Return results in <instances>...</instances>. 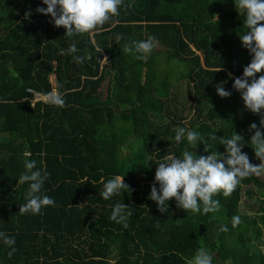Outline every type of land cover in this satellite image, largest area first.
Returning <instances> with one entry per match:
<instances>
[{"label": "trees", "instance_id": "trees-1", "mask_svg": "<svg viewBox=\"0 0 264 264\" xmlns=\"http://www.w3.org/2000/svg\"><path fill=\"white\" fill-rule=\"evenodd\" d=\"M38 7L47 5L0 0V232L14 237L16 248L9 257L11 247L0 240V264H188L201 246L213 264H264V175L244 178L229 197L216 195L220 210L208 214L186 213L175 198L161 213L149 198L164 156L180 157L185 148L226 153L221 137L235 131L250 162L260 163L249 129L261 117L232 92L251 61L239 37L245 16L234 0H124L119 16L98 32L72 37ZM150 35L162 48L146 59L123 52L124 44ZM73 43L82 63L68 52ZM182 78L183 99L172 89ZM219 84L230 97L217 93ZM27 88H56L66 106L33 104ZM117 118L129 131L117 128ZM179 127L199 132L209 152L203 142L195 149L186 139L177 144ZM26 159L50 174L42 193L56 201L38 215L19 212ZM140 162L156 165L143 176ZM115 175H125L131 191L104 200L101 180ZM116 203L132 208L128 228L110 219ZM237 215L242 222L234 228Z\"/></svg>", "mask_w": 264, "mask_h": 264}, {"label": "clouds", "instance_id": "clouds-1", "mask_svg": "<svg viewBox=\"0 0 264 264\" xmlns=\"http://www.w3.org/2000/svg\"><path fill=\"white\" fill-rule=\"evenodd\" d=\"M123 3L124 0H43V4L47 7H38L36 11L45 15L50 14L54 25L63 26L66 29L65 36L72 37L98 32L103 25L119 16V7L123 6ZM234 3L239 13L245 16L243 25L246 32L239 34V37L242 46L249 51L251 61L244 67L243 75L234 79L233 88L241 94L245 109L261 117L259 126L253 122L249 129V131L254 130L250 145L260 163L250 162L248 153L242 151L245 146L242 142L244 137L236 131L227 139L221 137L220 143L226 146V153L211 151L209 155H197L196 152L185 148L180 157L173 154L164 156L162 161L158 162L155 183L149 195V198L157 203L161 213L168 211L167 202L173 198L177 208L186 213L217 212L221 205L220 201L214 198L216 195L222 193L224 197H229L244 178L264 175V23H261L264 22V0H234ZM27 15L30 13H26ZM121 39H123L122 35L117 34V43ZM157 44V38L150 35L147 39L124 44L122 50L138 60H144ZM68 52L73 54L74 61L78 63H82L85 59L83 56L75 55L78 49L74 43L70 45ZM60 54H64L63 49L60 50ZM219 71L221 68L216 72ZM216 90L222 98L230 97L232 94L223 84L217 85ZM44 99L45 102L56 107L66 106L63 93L55 88L47 93ZM185 139L191 149H195L200 142H203L204 151L210 150L207 141L199 132L186 127L177 128L176 143L180 144ZM24 168L25 171L18 178V184L27 183L28 189L24 196L26 203L20 206L19 212L38 215L43 208L54 207L55 199L42 193L44 182L50 174L38 168L37 161L31 159L25 160ZM124 176L115 175L106 182L102 178L103 190L99 195L104 200H109L122 191H131ZM132 215V208L128 204L116 203L112 208L110 219L128 228V220ZM241 222L240 216L232 217L234 228ZM220 231H228L227 226L222 225ZM0 240L10 247L15 244V238L4 232H0ZM15 251L16 248L11 247V251L8 252L9 257ZM188 264H213V254L201 246Z\"/></svg>", "mask_w": 264, "mask_h": 264}, {"label": "rangeland", "instance_id": "rangeland-1", "mask_svg": "<svg viewBox=\"0 0 264 264\" xmlns=\"http://www.w3.org/2000/svg\"><path fill=\"white\" fill-rule=\"evenodd\" d=\"M162 46L160 44H157L156 46V49H161ZM105 60V58H104ZM104 60L102 61V63L104 62ZM52 80L54 79L53 75H52ZM188 82H187V78H182L180 79L179 81L176 82V84L172 87V89L174 91H177L178 94L180 95V98L183 99V96H184V90L187 86ZM232 92H236V90L233 88V85H232ZM186 113L189 112V110L187 109L185 111ZM191 114V113H190ZM116 126L117 128L120 130V131H129L130 127L128 125V123H126L125 121L117 118L116 120ZM156 164L154 163H150V164H145V162H140V166H141V169H140V172L143 176H146L147 172L146 170H151L153 168V166H155Z\"/></svg>", "mask_w": 264, "mask_h": 264}, {"label": "built area", "instance_id": "built-area-1", "mask_svg": "<svg viewBox=\"0 0 264 264\" xmlns=\"http://www.w3.org/2000/svg\"><path fill=\"white\" fill-rule=\"evenodd\" d=\"M52 75H53V77H54V79L52 80ZM50 80H51V82L53 83V86H55V75L54 74H51V76H50ZM54 89V88H53ZM52 89V90H53ZM56 89V88H55ZM27 90L29 91V92H32L33 93V104H34V102L35 101H37V100H43V101H45V99H44V97L46 96V94H43V93H41V92H39V91H35L34 89H32V88H27Z\"/></svg>", "mask_w": 264, "mask_h": 264}]
</instances>
